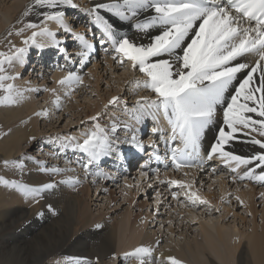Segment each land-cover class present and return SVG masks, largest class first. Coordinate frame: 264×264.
Instances as JSON below:
<instances>
[{"label":"bare ground","instance_id":"bare-ground-1","mask_svg":"<svg viewBox=\"0 0 264 264\" xmlns=\"http://www.w3.org/2000/svg\"><path fill=\"white\" fill-rule=\"evenodd\" d=\"M77 1V8L62 9L66 12L65 23L71 32L55 22L47 23V26L56 34V40L60 41L59 47L66 51H59V48L54 46L49 38H43L44 48L30 47L29 49V51L37 52L35 56L33 55L35 58L31 61V65H28V67L31 66L28 68L31 74L26 70L23 72L28 61L29 51L25 55L23 65L18 63L14 65L16 74H19L18 78L13 81L17 88L40 89V91H27L25 92L26 99L15 108L0 110V121L4 125L14 127L15 124L7 137L0 140V159L8 161L23 159L26 165L23 174L13 167L11 179L20 180L33 186L49 181L57 182L55 189L44 192L38 203L33 202L31 198L25 199L14 188L12 190L0 189V264H75L74 258L87 262L94 258L96 264H106L104 256H111V260L114 261V254L117 258L124 260V264H139V261L134 258L125 259L123 254L141 245L156 249L152 257L145 258V264H158L161 254L165 257L175 256L183 260L184 264H264V195H262L264 194V182L252 179H233L237 174L232 172L218 156L206 161L201 169L174 170L170 168L159 172L154 171L147 178H143L142 175L137 177L135 174L139 173V167H135L134 177L131 178L130 175L133 171L129 169L136 165L134 158L138 157L133 147L121 143L119 147L123 154L122 158L118 159L116 155L105 156L90 168V172L93 174L96 171L108 173L107 178L96 179V182H93V174L85 176L81 162H87V155L71 145L65 146L68 143L65 141V137H75L73 144L82 142L86 138L84 134L95 130L97 124H92L91 128L90 123V128L85 129H81L79 126L85 120H90L99 111L101 114L105 112L106 118L102 120H107L99 125L109 132L113 140L117 133H120L122 140L126 135L123 121L119 120L118 114L123 113V116L127 117L124 121L137 130L138 136L147 129L148 123L149 127L151 125L150 128L148 127V133L143 137L144 139L140 138L147 150L141 157V164L149 162L150 158H147V154L154 150L149 145L150 140L157 142L156 151L160 156L164 155L165 149L162 142L153 138L152 129L156 126V122L151 116H143L139 123L133 118L134 114H138L137 100L142 97L155 99V94L150 97V90L142 86L137 87L136 81L138 80L133 75L131 76L132 66L129 70L131 62H128L127 65L123 63L127 72L124 69L119 73L117 66L121 63L119 59L118 63L114 62L112 55L105 54L104 67L101 69V62H97V58L94 57L93 48L84 49L88 52L87 56L82 57L79 54L82 48L80 41L76 38L77 35L84 36L85 40L92 45L96 44H93L91 36L88 37L89 35L85 36L86 34L82 33L83 30L89 31V26L94 24L95 16L86 9L91 8L96 0ZM31 2L32 0L30 2L27 0H0V39L6 38V34L12 26V18L21 13L23 9L25 11ZM103 2H112V0H103ZM71 10L74 13L70 12L69 14ZM76 14L77 18L75 19ZM100 15L113 25L117 38L126 35L138 45H147L151 38L161 31V29H151L147 33H142L132 26L134 22L122 21L105 10H101ZM149 15H155V13L149 10L142 13L139 19L142 20ZM31 19V22L40 23L42 17L37 11H34L31 14ZM71 21L77 24L76 28L73 27ZM95 29L102 32V28L97 25ZM69 35L73 37L74 44L71 45L73 50L67 51L66 38ZM73 39L69 37L67 40ZM17 45V47H21L19 44ZM103 45H106L105 49L111 50L109 44ZM105 49L101 44L102 53L106 52ZM57 51L58 54H56ZM52 52L55 53V57L49 60L52 61L51 76L47 77L48 73L43 71L34 72L33 67L45 70V62L47 58L51 57ZM110 53L117 56L114 51H110ZM69 54H74L73 58L75 59L71 58L73 55ZM57 56H62L60 62ZM161 58L169 59L167 55ZM77 59L78 66H76ZM256 59L254 55L238 58L236 62L248 63L250 67L238 74L237 80L233 82L226 97L230 98V94H235L234 89L239 86V82L245 78L251 67L255 66ZM64 60L68 62H64ZM34 62H37V66H34ZM85 64L87 68L83 71L82 66ZM107 70L110 76L115 74L116 88L113 90L111 88L100 89L103 81L101 83L99 79L105 78L104 72ZM68 72L76 73L82 82L71 85L59 84L58 81L64 78ZM253 76L254 86H256L259 84V70L253 73ZM140 79L143 81L145 77ZM106 84L109 85L108 81ZM40 94L41 96H39ZM61 94L66 99L62 98ZM38 96L39 99H37ZM113 96L120 98L119 103L108 105V101ZM57 97L60 101L59 108L53 103ZM71 98L73 101L66 105ZM129 98H131L129 106L124 105L125 100L127 101ZM106 105H108L107 108ZM223 107L224 105L218 106L215 122L206 129L202 137L201 149L205 154L210 145L215 142L219 128L223 127ZM109 108L113 110L110 112ZM41 110H47V115H34ZM113 111L117 113H113ZM23 118L28 119L27 125L19 122ZM63 118L68 120L69 124L54 128L53 124ZM46 121H50L47 125L52 126L51 128L41 127V124H45ZM113 123L119 125L116 134L111 133ZM159 124L163 128L165 136L171 134L170 126L165 122L163 116L160 117ZM74 125L79 129L76 134L71 136L60 134L62 129L65 128L64 131H68ZM58 129L61 130L57 131ZM167 132L168 134H166ZM31 137H35V139H31ZM40 139L43 140L41 144L48 145L46 146L48 148L39 145L38 147L41 148L39 153L29 157L27 153L28 149H31L32 142ZM235 142L236 140L231 141L225 146V150L233 151L241 156H249L261 150L258 145L241 147L240 144H234ZM49 144L52 147H49ZM43 151L45 153H42ZM56 154H60L61 157ZM61 158L63 163L60 160L57 162V159ZM38 161L43 163L40 164ZM72 163H76L77 166ZM47 164H49V168L59 167L73 171L59 174L41 172L39 168L47 166ZM115 166L120 168L118 173H116ZM250 167L255 170L256 175H259L261 169L256 167L255 162ZM245 170L247 169L242 166L238 170L239 174L243 175ZM117 176H120V181L115 182L111 179ZM68 177H83V179H79L81 183L74 187L59 183ZM171 180L192 183V191H197L200 197L208 201V204H191L184 196L185 189H181L177 185H170L168 182ZM127 185H131V187ZM231 186L233 187L231 188ZM152 187H155L157 194L159 193V198L155 193L153 203L161 201L158 206L153 204L154 209H152L153 205H150V211L143 214L140 209L142 206L145 208L149 206L146 201ZM204 187H206L205 191ZM257 187L259 188L257 189ZM116 188L119 195L122 196L118 202ZM91 190H94V195H91ZM138 190L139 193H137ZM173 192L179 196L177 201L176 198L173 201L169 198ZM260 192L262 193L261 199L257 200V195ZM237 196L240 197L243 204L236 200ZM137 199L140 201L138 202ZM178 203H181L183 207L178 206ZM257 203L261 205L260 209H257ZM49 205L54 212L49 210ZM92 205L95 207L93 210ZM234 206L245 207L244 212L251 213L250 218L246 220L244 231H239L234 223L229 225V223L221 222L223 218L219 208L222 211L224 208L233 209ZM135 209H138L137 213H134ZM96 225H101V227L98 228ZM157 241H159L158 246Z\"/></svg>","mask_w":264,"mask_h":264},{"label":"snow or ice","instance_id":"snow-or-ice-1","mask_svg":"<svg viewBox=\"0 0 264 264\" xmlns=\"http://www.w3.org/2000/svg\"><path fill=\"white\" fill-rule=\"evenodd\" d=\"M74 0H32L23 12L28 17L37 11L42 17L40 23L29 21L23 27L16 30L15 35L22 36L26 29H34L31 34L22 41L23 47L12 45L11 54L0 52V106L17 105L24 99L27 91H40V89H19L9 81H15L19 74L6 73L5 64L12 66L14 63L23 65L25 55L30 47L42 49L45 44L43 38H49L59 51L60 41L56 40V34L47 26L52 21L65 30L71 32L65 23V8H77ZM105 10L122 21L134 22L133 27L142 33L151 29H161L158 35L151 38L147 45H138L126 35L117 38L115 29L111 23L100 15ZM154 12L144 19H139L144 12ZM95 16L93 21L102 28L103 38L101 44H109L111 50L123 64L131 62L133 70H139L145 79L137 81V87H144L155 94V99L142 97L137 100L138 114L133 118L139 123L143 116H151L156 122L152 129L153 135H158L166 144L169 141L179 142L178 147H172L171 163L177 169L204 167L206 161L217 156L237 175L233 179H252L264 182V0H112L103 2L96 0L93 6L86 9ZM22 22V21H21ZM13 33L9 32L11 36ZM82 51V57L88 52L84 49H92L93 45L85 40L84 36L77 35ZM106 51L108 49H105ZM167 55L169 59L161 57ZM254 55L255 66L247 72L245 78L234 89L235 94L226 97L233 82L237 80L239 73L249 69L248 63L236 62L238 58ZM236 62V63H234ZM259 70V84L254 86V76ZM81 78L74 72L58 81L61 85L80 83ZM55 91L54 89L52 90ZM70 94V93H69ZM120 98L113 96L108 105L119 103ZM53 103L60 106L59 97ZM106 105L105 107L107 108ZM223 107V127L218 130V136L212 143L206 154H202L201 141L206 129L216 119L218 106ZM36 116L47 115V110L34 113ZM101 113H96L92 120H97ZM170 126V135L165 136L160 127V117ZM119 125L113 123L111 133L115 134ZM126 131L121 141L112 139V136L104 128L96 125L95 130L85 133L82 142L72 143L75 137H65L68 143L87 155V162L82 167L87 177L90 168L96 165L102 157L116 155L122 158L120 144L126 143L139 152L145 150V144L137 135V130L131 124H124ZM227 129V130H226ZM255 133V135H253ZM237 134L247 135L249 142L258 145L261 149L249 156H241L233 151H226L225 146L237 139ZM259 137V138H257ZM35 139V137H31ZM149 145L154 149L149 158L157 160L161 157L157 154V142L150 140ZM260 168L259 175L250 167L253 163ZM7 168L9 165L23 174L25 163L23 159L3 161ZM38 163L42 164L43 162ZM244 166L247 170L243 175L239 169ZM142 167H147V164ZM41 172L59 174L72 169L59 167L39 168ZM154 171L159 172V169ZM187 175V173H185ZM93 182L96 179H105L108 173L96 171ZM142 176H148V172H142ZM59 183L75 186L81 181L79 178L68 177ZM170 185H177L185 189L184 196L195 205L208 204L206 199L200 197L197 191H192L193 184L180 180H171ZM0 184L17 190L25 199L31 198L38 203L42 194L55 189L57 182L49 181L38 186L29 185L20 180H9L0 176ZM131 187V185H127ZM177 198L176 192L172 193ZM264 195V194H262ZM159 198V193L157 194ZM236 200L243 204L239 196ZM159 202V200H158ZM50 211L54 210L51 205ZM55 214V213H54ZM101 227V225H96ZM159 241H157V246ZM156 251L151 246H138L123 254L125 259L134 258L139 264H145V258L152 257ZM113 255V259H116ZM75 264H87L79 258H74ZM158 264H184V261L175 256H163L161 254Z\"/></svg>","mask_w":264,"mask_h":264},{"label":"rangeland","instance_id":"rangeland-1","mask_svg":"<svg viewBox=\"0 0 264 264\" xmlns=\"http://www.w3.org/2000/svg\"><path fill=\"white\" fill-rule=\"evenodd\" d=\"M31 0H27V2H30ZM85 0H83V2H84ZM74 3H76L77 5H78V1L77 0H74ZM81 7H82V4H81ZM75 9V8H74ZM67 11H68V9H67ZM23 12H24V9L22 10V12L21 13H19V14H17V16H14L13 18H12V26H11V28H10V31L9 32H12L13 34L11 35V36H9L8 35V33L6 34L7 36H6V38H2V39H0V52H4V53H7V54H11V51H13L14 49H12V45H15L16 47L18 46L17 44H19L21 47H23L24 45H23V43H22V41H23V39L25 38V37H27V36H29L30 34H31V32L34 30V29H26L25 31H24V33H23V35L22 36H17V35H15V32H16V30L17 29H19V28H21V27H23L24 26V24H26V23H28L29 21H32V19H31V14L28 16V17H24L22 14H23ZM70 12L71 13H74L72 10L71 11H69V14H70ZM66 13V12H65ZM66 16V15H65ZM66 18V17H65ZM77 18V14L75 15V19ZM83 18H86V17H83ZM67 19V18H66ZM22 21V22H21ZM28 21V22H27ZM71 23H72V25H73V27H75L76 28V26H77V24L74 22V21H71ZM126 24H128V22H126ZM95 26V27H94ZM96 28V25L95 24H92V25H90L89 26V31L88 30H83L82 31V33H84V34H86L85 36H88V37H92L93 38V44L94 43H96L95 45H93V55H94V57L95 58H97V62H101V69L104 67V62H105V60H104V58H105V54L106 55H112L113 57L114 56H116L114 53L112 54V53H110V51H112V50H108V51H106L105 53H102L103 51L101 50V44H100V41H101V39L103 38V32H100V31H98V30H96L95 29ZM93 33V34H92ZM67 34V33H66ZM70 35H72V34H70ZM69 35V37H71V39H73V37L72 36H70ZM102 36V37H101ZM69 37H67L66 38V41H67V45H66V48H67V51L68 50H73V47L71 46L72 45V43L74 44V39L73 40H67ZM101 37V38H100ZM105 44H107V43H105ZM102 46H103V49H105L106 47V45H103L102 44ZM109 46V45H108ZM54 52V51H53ZM52 52V54H51V57L50 58H47V60H46V62H45V65H46V68H45V70H38V69H36L35 67H33V71L34 72H38V71H40V72H47L48 74H47V77H50L51 75H50V71L52 70V66H51V64H52V61L50 62L49 60L50 59H52V58H54L55 57V53H53ZM37 52L36 51H34V50H32V51H29V57L27 58V63L25 64V66H24V68H23V72L26 70L28 73H30L29 71V67H31V66H29L28 67V65H31V61H33L34 60V58L35 57H33V55L35 56V54H36ZM68 53V52H67ZM31 54V55H30ZM56 54H58V51H57V53ZM70 55V54H69ZM73 55V56H72ZM70 56H72L71 58H73L75 55L74 54H71ZM98 56V57H97ZM104 56V57H103ZM57 57H59V62L62 60V56L60 57V56H57ZM73 59H75V58H73ZM118 59H113V61L114 62H116V63H118V61H117ZM54 61V60H53ZM50 62V63H49ZM55 62V61H54ZM64 62H68L67 60H64ZM35 64H34V66L37 64V62H34ZM49 63V64H48ZM16 63H14L12 66H9V65H7V64H5V69H6V73L7 74H9V75H15L16 74V67L14 66ZM115 64V63H114ZM128 64V61H125L124 62V65H127ZM26 65H27V67H26ZM49 67H48V66ZM91 65V64H90ZM103 65V66H102ZM37 66V65H36ZM76 66H78V59H77V62H76ZM75 66V67H76ZM130 67H131V65H129V70H130ZM27 68V69H26ZM50 68V69H49ZM82 68H83V71H85V69L87 68V65L85 64L84 66H82ZM117 71L119 72V73H121L124 69H125V71L127 72V69L125 68V67H123V64H121V65H118L117 66ZM49 70V71H48ZM104 72V71H103ZM135 73V74H134ZM137 73V74H136ZM31 74V73H30ZM104 76H105V78L104 79H99V81L102 83V81H103V83H102V85L100 86V89H114V88H116V82L114 81V76H115V74L114 75H111L110 76V74L108 73V70L106 71V72H104ZM22 75V74H21ZM86 75V74H85ZM133 75V77H135V79H137L138 81L140 80L141 81V79L140 78H142L144 75L141 73V72H139V70L137 69V70H133V72L131 73V76ZM139 78V79H138ZM106 81H108V83H109V85H107L106 84ZM9 82H12L13 83V81H9ZM137 82V81H136ZM107 85V86H106ZM105 87V88H104ZM122 93L124 94V92H123V90H122ZM152 92H150L149 93V95H150V97L151 96H154V93H152ZM0 94H2V93H0ZM75 94H77V93H75ZM119 95V94H118ZM121 95V94H120ZM119 95V96H120ZM39 96H41V94L39 95ZM39 96H38V98L37 99H39ZM61 97L63 98V97H65L63 94H61ZM127 98V97H126ZM65 99H66V97H65ZM71 101H73V98H71V100H69V102H67L66 103V105H69L70 104V102ZM129 101H131V98H129L127 101L125 100V104L124 105H127V106H129ZM41 103H42V101H41ZM74 104H75V101H74ZM18 105V104H17ZM17 105H12V106H0V110H4L5 108H15ZM124 105H123V107H124ZM68 107V106H67ZM67 107H65V108H67ZM119 107H122V106H119ZM122 107V108H123ZM110 109V108H109ZM111 110H113V109H110V112H111ZM99 113H100V111H99ZM105 112H102V116H100L97 120H85L84 121V123H82V125L81 126H79L81 129H85V128H90V123H91V128H92V124H100V123H102V122H106L107 120H102V119H104V118H106V116H105V114H104ZM113 113H117V112H115V111H113ZM104 114V115H103ZM109 115H110V113H109ZM117 117L119 118V120L122 122V124L124 125L126 122L124 121V119H126L127 117H124L123 116V113L120 115V114H118L117 115ZM102 120V121H101ZM19 122H21L22 124H28V119L27 118H23L22 120H20ZM93 122V123H92ZM96 122V123H95ZM48 123H50V121H46V123L45 124H41V127H44V128H51L52 126H49V125H47ZM67 124H69V122H68V120H66L65 118H63V120L61 119L59 122H57V123H55V124H53V127L55 128H59L60 126H62V125H67ZM19 125H20V123H19ZM58 125V126H57ZM12 125L11 126H7V125H4L1 121H0V140L1 139H4V138H6L7 137V135L13 130V128L15 127V124H14V127H12ZM149 125L147 124V129H145V131L143 132V133H140L139 134V137L142 139L147 133H148V130H149ZM77 129V126H72L70 129H68V131H64L65 130V128L64 129H62L63 131H61V135H67V136H71V135H74V134H76L78 131H79V129ZM61 129H58L57 131H60ZM75 130V131H74ZM88 130V129H87ZM69 132H70V135H68L69 134ZM67 133V134H66ZM116 134V133H115ZM253 135H255V133L253 134ZM116 137L114 138V141L116 140V139H119V140H121L122 141V139L120 138V137H122L121 135H120V133L118 134H116L115 135ZM238 138L237 139H235L236 140V142L234 143V144H240L241 145V147H243V146H248V145H252L250 142H249V138H248V136L247 135H242V134H239V136H237ZM123 139H124V137H123ZM144 139V138H143ZM41 142H43V140L42 139H40V140H37V141H33L32 143V145H31V149L29 148L28 149V156L29 157H31V156H34V155H37L38 153H39V151H40V147H38L39 145L40 146H42V147H46V146H48V145H43V144H41ZM50 146L49 147H52L51 146V144H49ZM123 145H127L128 146V144H126V143H123ZM33 146V147H32ZM46 148H48V147H46ZM133 150H134V148H133ZM42 153H45V151H43ZM68 154H69V152H68ZM55 155V154H54ZM56 156H60L61 157V155L60 154H56ZM109 157H111V156H109ZM73 158V157H72ZM6 159H0V176H4L6 179H9V180H12L11 178V172H13V167L11 166V165H9L7 168L4 166V163H3V161H5ZM61 161L62 160V158L61 159H57V162L58 161ZM49 161V160H48ZM62 162V161H61ZM49 163V162H48ZM63 163V162H62ZM62 163H61V165H62ZM84 163V162H83ZM82 162H81V166H82V164H83ZM60 164V163H59ZM72 164H75V166H77V164L76 163H72ZM49 166V164H47V166L46 167H48ZM122 167H123V165H122ZM134 168H135V166H133V168H131V169H129L130 171H133V173L130 175L131 176V178H133L134 177ZM115 170H117V172L116 173H118V171H120L119 169H115ZM80 173H82V171H80ZM125 173V172H124ZM7 177H10V178H7ZM79 179L80 180H82L83 179V177H79ZM111 179H113L115 182H118V181H120V176H117V177H114V178H111ZM121 179H123V178H121ZM122 181V180H121ZM135 181V180H134ZM216 187V186H215ZM233 186H231V188H232ZM259 187H257V189H258ZM0 189H6V190H12L13 188H10V187H7V186H5V185H3V184H0ZM204 189V191L206 190V187H204L203 188ZM116 190V199H117V202H118V200H120V199H122V196H120L119 195V193L117 192L118 191V189L116 188L115 189ZM147 190V189H146ZM156 190H155V187H152L151 188V190L149 191V198H147V204L149 203V206H147L146 208L144 207V206H142L141 207V211H142V213L144 214L145 212H147L148 210L150 211V209H151V207H150V205L152 206L154 203V196H155V193L157 194V191L155 192ZM137 193H139V190L137 191ZM261 192L257 195V200L259 199H261ZM91 195H94V190H91ZM118 195L120 196L119 198H118ZM169 198H171L172 199V201H173V197H172V195L169 197ZM177 199H179V196L176 198V201H177ZM255 199V198H254ZM175 200V199H174ZM137 201L139 202L140 201V199H137ZM160 201L161 200H159V202L158 201H156V204H154L155 206H158V204L160 203ZM225 203H227V202H225ZM179 204V203H178ZM154 205L152 206V209H154ZM178 206H180V207H183L182 206V204L180 203ZM98 207V206H97ZM256 207H257V209L259 208L260 209V207H261V205H259V203H257L256 204ZM92 210H93V208H95L94 207V205H92ZM242 208V209H241ZM244 208V209H243ZM219 212H221V214H222V220H221V222H226V223H229V225H232L233 223L238 227V229H239V231H244V227H245V224H247V222H246V220H248L249 218H250V212H244V210H245V207H241V206H234L233 207V209H228V208H224L222 211H221V209L219 208ZM153 211V210H152ZM151 211V212H152ZM138 212V209H135V212L134 213H137ZM225 212V213H224ZM258 216H259V214H258ZM257 220H258V218H257ZM111 256H104V260H105V262H106V264H124L125 263V261L124 260H122V259H120V258H117V259H115L114 261H112L111 260ZM92 262H94V263H92ZM90 263H92V264H96V260H94V258H93V260L91 259V261L90 262H87V264H90Z\"/></svg>","mask_w":264,"mask_h":264}]
</instances>
